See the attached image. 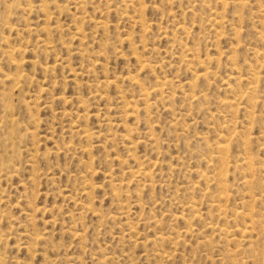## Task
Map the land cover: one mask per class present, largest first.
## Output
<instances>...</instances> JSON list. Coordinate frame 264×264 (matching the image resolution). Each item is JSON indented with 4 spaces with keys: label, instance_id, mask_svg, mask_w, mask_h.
I'll use <instances>...</instances> for the list:
<instances>
[{
    "label": "rangeland",
    "instance_id": "1",
    "mask_svg": "<svg viewBox=\"0 0 264 264\" xmlns=\"http://www.w3.org/2000/svg\"><path fill=\"white\" fill-rule=\"evenodd\" d=\"M0 264H264V0H0Z\"/></svg>",
    "mask_w": 264,
    "mask_h": 264
}]
</instances>
